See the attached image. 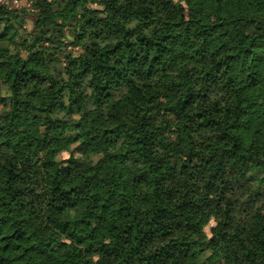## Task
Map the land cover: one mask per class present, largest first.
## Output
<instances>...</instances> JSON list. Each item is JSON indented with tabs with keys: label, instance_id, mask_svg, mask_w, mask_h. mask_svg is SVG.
<instances>
[{
	"label": "trees",
	"instance_id": "trees-1",
	"mask_svg": "<svg viewBox=\"0 0 264 264\" xmlns=\"http://www.w3.org/2000/svg\"><path fill=\"white\" fill-rule=\"evenodd\" d=\"M9 1L0 264H264V0Z\"/></svg>",
	"mask_w": 264,
	"mask_h": 264
},
{
	"label": "rangeland",
	"instance_id": "rangeland-1",
	"mask_svg": "<svg viewBox=\"0 0 264 264\" xmlns=\"http://www.w3.org/2000/svg\"><path fill=\"white\" fill-rule=\"evenodd\" d=\"M9 6H14V7H18V6H27V2L26 0H12L8 2ZM67 156L66 152H61L59 153V157L60 158H64ZM199 220V227L202 229V231L208 235L209 234V226L213 224L212 220H206L202 217L198 218Z\"/></svg>",
	"mask_w": 264,
	"mask_h": 264
}]
</instances>
